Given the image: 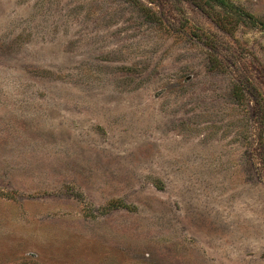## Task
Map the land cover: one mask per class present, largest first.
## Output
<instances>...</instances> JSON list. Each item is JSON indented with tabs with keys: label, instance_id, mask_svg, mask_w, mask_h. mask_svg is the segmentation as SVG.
<instances>
[{
	"label": "rangeland",
	"instance_id": "rangeland-1",
	"mask_svg": "<svg viewBox=\"0 0 264 264\" xmlns=\"http://www.w3.org/2000/svg\"><path fill=\"white\" fill-rule=\"evenodd\" d=\"M230 1L0 0V264H264V0Z\"/></svg>",
	"mask_w": 264,
	"mask_h": 264
},
{
	"label": "trees",
	"instance_id": "trees-1",
	"mask_svg": "<svg viewBox=\"0 0 264 264\" xmlns=\"http://www.w3.org/2000/svg\"><path fill=\"white\" fill-rule=\"evenodd\" d=\"M217 4L224 6V7H231L233 4L230 0H214ZM124 204V203H123ZM20 264H32V263H20Z\"/></svg>",
	"mask_w": 264,
	"mask_h": 264
}]
</instances>
